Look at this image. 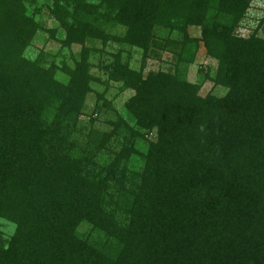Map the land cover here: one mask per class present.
Listing matches in <instances>:
<instances>
[{"label":"trees","instance_id":"trees-1","mask_svg":"<svg viewBox=\"0 0 264 264\" xmlns=\"http://www.w3.org/2000/svg\"><path fill=\"white\" fill-rule=\"evenodd\" d=\"M256 1L0 0V264H264V37L238 32ZM41 31L69 57L30 53ZM201 47L222 96L188 79ZM160 52L172 69L146 74Z\"/></svg>","mask_w":264,"mask_h":264},{"label":"rangeland","instance_id":"rangeland-1","mask_svg":"<svg viewBox=\"0 0 264 264\" xmlns=\"http://www.w3.org/2000/svg\"><path fill=\"white\" fill-rule=\"evenodd\" d=\"M46 0H43L45 3ZM44 6V5H43ZM42 21L45 23L46 28H51L55 21L54 19L49 15V11L47 8L43 9L42 12ZM260 26V27H259ZM259 28V36L264 37V2L263 1H256L253 2L251 8L248 10L247 15L244 20L240 23V27L238 29L239 34L244 36H250L252 32ZM116 33H124L123 29L116 30ZM189 33L192 37H200L201 36V30L197 27H191L189 28ZM156 34L158 36H167L168 32L164 30H157ZM96 47L101 48V43H95ZM45 48V50L49 53H51L54 57H56L58 62H61L66 57H69V52L67 50H63L61 48L60 44H57L54 41H51L48 38V34L46 31H41L37 37V39L34 41L33 46L29 49L30 53L36 54L37 51L40 49ZM118 46H109L106 50V53L103 54H96L92 56V62L95 64V67L93 68V73L95 75H101V71L97 67L99 63L102 64H109L112 60L110 53L115 52ZM62 49V50H61ZM128 48H126V52L128 53ZM110 52V53H108ZM130 52L133 54L131 64L133 68H138L141 63V51L137 50H130ZM127 53H125V59L127 58ZM33 54V55H34ZM158 59H150L148 61V67L146 70V74L149 71H157V70H169L172 69L173 62H175L174 58H172L168 53L160 52ZM207 69L210 72V76H214L217 70V62L210 58L205 50L201 47L198 56L195 60V62L189 67L188 69V79L191 82L194 83H202L203 88L201 90V94L206 95L209 92H213L214 94H217L219 96H222L225 94V90L222 88H214V84L211 80H205V74L201 73V69ZM95 91L91 94H89L87 99V107H86V115H89L95 108V104L97 101V93H102L105 89L102 85H96L94 86ZM133 94L131 91H127L125 93H118V90L114 87H111L107 93L106 98L111 101L112 107L116 109L121 116L124 118L129 119V114L127 113L125 109V103L130 98V96ZM114 113L111 111H108L106 109H103L100 120L97 122L98 128H105V122L109 120L110 116ZM83 121H88L87 116H83L81 118ZM1 228L0 230L5 234L6 237L12 236L15 231V225L9 222H6L4 220H0Z\"/></svg>","mask_w":264,"mask_h":264}]
</instances>
